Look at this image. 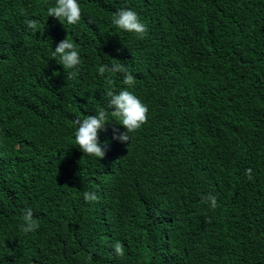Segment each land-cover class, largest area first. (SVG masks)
I'll return each instance as SVG.
<instances>
[{
  "label": "trees",
  "instance_id": "16d2710c",
  "mask_svg": "<svg viewBox=\"0 0 264 264\" xmlns=\"http://www.w3.org/2000/svg\"><path fill=\"white\" fill-rule=\"evenodd\" d=\"M78 3L69 25L47 16L55 0H0V264H264V0ZM121 8L146 24L143 39L113 26ZM66 37L74 80L52 55ZM111 59L133 86L99 74ZM109 88L131 91L148 118L127 144L109 116L98 159L74 122L107 109ZM25 208L39 221L27 235Z\"/></svg>",
  "mask_w": 264,
  "mask_h": 264
},
{
  "label": "clouds",
  "instance_id": "9594fccd",
  "mask_svg": "<svg viewBox=\"0 0 264 264\" xmlns=\"http://www.w3.org/2000/svg\"><path fill=\"white\" fill-rule=\"evenodd\" d=\"M82 15L81 6L78 0H55L54 6L47 8V16L53 17L60 22L66 21L69 25H75L80 22ZM113 26L121 31L134 33L140 39H143L147 33V26L143 23L138 14L130 8H121L114 12L111 17ZM26 25L33 32L39 30V22L35 19L26 20ZM53 57L59 58V65L64 71H67V80H74L78 75V66L81 64L78 46L68 37L60 41L52 52ZM112 63L98 66V72L103 77L106 73H122L123 84L129 87L135 83V77L128 71L124 63L119 60L111 59ZM106 83L111 86L113 83L110 76L106 79ZM107 109L100 107L96 114L85 116L82 120L77 119L76 130L74 132L75 143L78 148L87 156H94L98 159L105 157V149L107 142L101 144L98 139V132L105 128L109 120V116L118 121L126 131L118 132L113 130V139L121 143L129 144L131 133L138 131L148 118V107L135 96L127 88L121 89L118 93L109 88L106 92ZM246 174L251 179V169L246 170ZM83 198L86 202L98 201L96 192H83ZM205 203L210 202L211 208H216V197L209 194L205 199ZM22 223L20 230L25 235L34 233L39 229V221L34 218L31 208H25L21 216ZM117 256L123 257L125 254L124 245L120 241H116L112 245ZM91 259V254H89Z\"/></svg>",
  "mask_w": 264,
  "mask_h": 264
},
{
  "label": "bare ground",
  "instance_id": "6f19581e",
  "mask_svg": "<svg viewBox=\"0 0 264 264\" xmlns=\"http://www.w3.org/2000/svg\"><path fill=\"white\" fill-rule=\"evenodd\" d=\"M109 9V8H108ZM4 43V42H3ZM3 46V45H2ZM49 77V76H48ZM57 84V83H56ZM56 89V88H55ZM15 103V102H14Z\"/></svg>",
  "mask_w": 264,
  "mask_h": 264
}]
</instances>
